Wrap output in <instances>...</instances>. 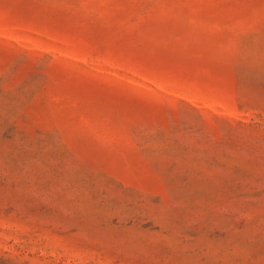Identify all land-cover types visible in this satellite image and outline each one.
Instances as JSON below:
<instances>
[{"label": "rangeland", "instance_id": "rangeland-1", "mask_svg": "<svg viewBox=\"0 0 264 264\" xmlns=\"http://www.w3.org/2000/svg\"><path fill=\"white\" fill-rule=\"evenodd\" d=\"M0 264H264V0H0Z\"/></svg>", "mask_w": 264, "mask_h": 264}]
</instances>
